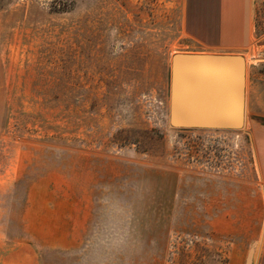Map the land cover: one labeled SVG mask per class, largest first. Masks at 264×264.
<instances>
[{
	"label": "rangeland",
	"instance_id": "1",
	"mask_svg": "<svg viewBox=\"0 0 264 264\" xmlns=\"http://www.w3.org/2000/svg\"><path fill=\"white\" fill-rule=\"evenodd\" d=\"M261 8L226 130L169 124L172 55L211 53L182 0H0V264H256Z\"/></svg>",
	"mask_w": 264,
	"mask_h": 264
},
{
	"label": "water",
	"instance_id": "2",
	"mask_svg": "<svg viewBox=\"0 0 264 264\" xmlns=\"http://www.w3.org/2000/svg\"><path fill=\"white\" fill-rule=\"evenodd\" d=\"M246 69V59L241 54H173L170 126L226 130L242 128ZM252 256L251 248L245 264H252Z\"/></svg>",
	"mask_w": 264,
	"mask_h": 264
},
{
	"label": "crops",
	"instance_id": "3",
	"mask_svg": "<svg viewBox=\"0 0 264 264\" xmlns=\"http://www.w3.org/2000/svg\"><path fill=\"white\" fill-rule=\"evenodd\" d=\"M182 3L186 33L208 52L240 53L245 56L246 50H250L257 9L259 7L261 13V7H264L262 0H182ZM247 97L245 84V99ZM255 114L260 115L257 112ZM257 126L254 130V142L264 183V122L258 121ZM256 264H264V235L261 237Z\"/></svg>",
	"mask_w": 264,
	"mask_h": 264
}]
</instances>
